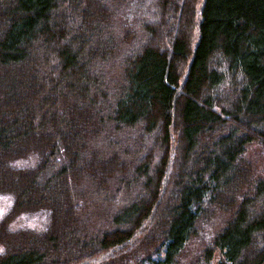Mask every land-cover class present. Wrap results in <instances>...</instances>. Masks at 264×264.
I'll use <instances>...</instances> for the list:
<instances>
[{"label":"trees","instance_id":"1","mask_svg":"<svg viewBox=\"0 0 264 264\" xmlns=\"http://www.w3.org/2000/svg\"><path fill=\"white\" fill-rule=\"evenodd\" d=\"M252 144L264 0H0V264H264Z\"/></svg>","mask_w":264,"mask_h":264},{"label":"rangeland","instance_id":"2","mask_svg":"<svg viewBox=\"0 0 264 264\" xmlns=\"http://www.w3.org/2000/svg\"><path fill=\"white\" fill-rule=\"evenodd\" d=\"M253 145L255 144H252V146L247 149L246 157L260 169L264 166V158L259 154L258 148ZM11 202L12 199L10 196H0V219L11 206ZM229 214V212H217L209 220L201 222L197 227L196 234L189 240L185 249L181 252L178 258V264H188L192 261L199 253L200 249L210 240L212 235L222 227L223 222L229 217ZM45 222V217L41 214H22L13 219L9 227L13 230L20 228L41 230ZM215 261L216 258L214 257L213 264H215Z\"/></svg>","mask_w":264,"mask_h":264}]
</instances>
